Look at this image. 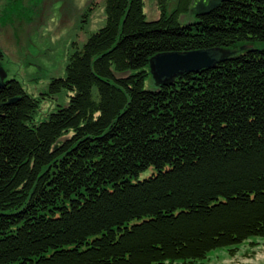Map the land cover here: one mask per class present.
Returning <instances> with one entry per match:
<instances>
[{
  "label": "trees",
  "instance_id": "obj_1",
  "mask_svg": "<svg viewBox=\"0 0 264 264\" xmlns=\"http://www.w3.org/2000/svg\"><path fill=\"white\" fill-rule=\"evenodd\" d=\"M192 2L147 20L143 0H105L42 93L3 80L0 264H194L264 239V0L181 23ZM199 50L218 62L151 74L155 56Z\"/></svg>",
  "mask_w": 264,
  "mask_h": 264
},
{
  "label": "rangeland",
  "instance_id": "obj_2",
  "mask_svg": "<svg viewBox=\"0 0 264 264\" xmlns=\"http://www.w3.org/2000/svg\"><path fill=\"white\" fill-rule=\"evenodd\" d=\"M159 0H143L147 20L160 14ZM177 0H166L170 12ZM216 0H193L188 11L179 16L181 23L193 20L196 11L205 9ZM105 0H0V72L3 80L14 78L33 95L42 93L51 77L62 76L71 42L82 43L87 34L96 31L105 20ZM90 13L84 17L85 13ZM83 22V23H81ZM152 74V73H151ZM66 104L64 93L42 103L37 117H44L58 104ZM152 169L141 174L150 175ZM252 243V244H251ZM248 253L250 258L242 261ZM264 253V239L250 238L238 246L234 256L227 248L212 251L194 264H264L258 254ZM258 261V262H257Z\"/></svg>",
  "mask_w": 264,
  "mask_h": 264
},
{
  "label": "water",
  "instance_id": "obj_3",
  "mask_svg": "<svg viewBox=\"0 0 264 264\" xmlns=\"http://www.w3.org/2000/svg\"><path fill=\"white\" fill-rule=\"evenodd\" d=\"M216 51H192L187 53H164L155 56L150 62L152 75L159 80H169L186 72H196L215 65L219 60ZM4 75L0 72V88Z\"/></svg>",
  "mask_w": 264,
  "mask_h": 264
},
{
  "label": "bare ground",
  "instance_id": "obj_4",
  "mask_svg": "<svg viewBox=\"0 0 264 264\" xmlns=\"http://www.w3.org/2000/svg\"><path fill=\"white\" fill-rule=\"evenodd\" d=\"M258 258H259V260L258 261H264V253H259L258 254ZM257 261V262H258ZM245 262V261H244Z\"/></svg>",
  "mask_w": 264,
  "mask_h": 264
}]
</instances>
